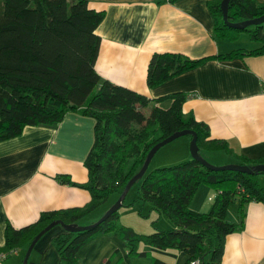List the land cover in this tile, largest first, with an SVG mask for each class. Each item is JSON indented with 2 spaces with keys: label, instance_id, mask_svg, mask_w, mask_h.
I'll use <instances>...</instances> for the list:
<instances>
[{
  "label": "trees",
  "instance_id": "16d2710c",
  "mask_svg": "<svg viewBox=\"0 0 264 264\" xmlns=\"http://www.w3.org/2000/svg\"><path fill=\"white\" fill-rule=\"evenodd\" d=\"M220 1H207L214 22L212 37L231 40L241 30L225 25ZM262 14L264 2L258 0H230L228 5L231 22ZM103 18L104 10L89 7L87 0H0V141L20 135L26 126L56 124L70 112L94 121L93 143L83 160L87 180L78 183L68 175H57L62 182L87 189L89 200L81 206L41 211L35 221L22 227L6 221L0 252L7 256L13 251L25 253L34 236L51 222L84 225L82 221L110 194L119 196L151 147L174 131L194 130L201 155L202 151L223 152L236 159V164L264 163V159L235 153L224 139L211 138L205 123L183 111L184 92L151 99L100 77L94 65L100 44L95 29ZM243 31L261 45L195 59L175 52H154L147 65V86H158L210 59L264 55V23ZM165 100L167 108L161 105ZM146 108H150L147 113ZM259 174L212 171L192 158L146 170L137 181L138 199L164 214L174 228L139 233L118 223L117 210L92 228L63 230L54 237L60 264H78L80 248L105 234L118 236L130 256L175 250L187 255L185 264L196 259L199 264H222L225 237L243 229L245 205L251 201L264 204ZM201 184L216 191L205 212L190 208ZM231 203L236 205L238 222L226 218ZM132 205L123 200L121 206ZM152 261L165 264L155 256Z\"/></svg>",
  "mask_w": 264,
  "mask_h": 264
},
{
  "label": "crops",
  "instance_id": "0c3cea01",
  "mask_svg": "<svg viewBox=\"0 0 264 264\" xmlns=\"http://www.w3.org/2000/svg\"><path fill=\"white\" fill-rule=\"evenodd\" d=\"M207 1L87 0L89 7L104 10L95 29L100 37L95 69L103 79L151 99L184 92L183 111L205 123L211 138L226 140L235 153L249 159H264V55L210 59L158 86H147V65L154 52L195 59L232 50L225 39L212 37ZM93 124L90 117L70 112L56 124L26 126L20 135L0 141V246L6 221L22 227L41 211L81 206L89 200L87 189L62 182L57 175L78 183L87 180L83 160L93 143ZM196 193L190 208L208 211L216 191L201 184ZM105 211L91 218L92 213L82 224ZM245 211L243 229L225 237L222 264H264V204L248 202ZM226 218L238 222L237 208L228 206ZM62 232L59 225L46 232L34 245L28 264H60L52 240ZM23 256L13 252L0 264H22ZM77 256L78 264H154V256L165 264H185L188 258L175 250L130 256L115 234L94 238Z\"/></svg>",
  "mask_w": 264,
  "mask_h": 264
},
{
  "label": "rangeland",
  "instance_id": "374dc122",
  "mask_svg": "<svg viewBox=\"0 0 264 264\" xmlns=\"http://www.w3.org/2000/svg\"><path fill=\"white\" fill-rule=\"evenodd\" d=\"M259 1H264V0H259ZM224 41L226 44L231 46V49L233 48L252 49L261 45L260 42L252 40L248 32L243 30L239 31L234 39L231 40L225 39ZM162 106L164 108H167L169 106V103L164 102L162 103ZM148 111L145 109V113H147ZM189 141H190V136L183 135L162 146L152 157L147 170L150 171L158 167L171 166L189 160L191 158V155L189 157H186L185 155V154H190L189 146H188ZM202 156L209 163L215 166H223L237 162L236 159L222 152L202 151ZM258 183L260 186L264 188L263 173L258 175ZM139 184H140L139 182L135 183L130 188L124 199L126 203L133 202V205L130 207L121 206L118 209V223L126 224L137 230L136 232L144 233V234L151 233L155 230H167L174 228V224L164 214L154 210L149 202H143L142 200L138 199ZM208 187L210 188L211 192L215 191L213 187L211 186ZM117 198L118 197L116 193L110 194L108 200L93 212L91 218H93L95 215L101 212L104 208L108 206L110 207L116 201ZM206 202L209 203L207 200ZM235 207L236 206L234 203H231L229 205V208H235ZM201 212H205V211H201ZM98 219H96L95 221H97Z\"/></svg>",
  "mask_w": 264,
  "mask_h": 264
},
{
  "label": "water",
  "instance_id": "95a60500",
  "mask_svg": "<svg viewBox=\"0 0 264 264\" xmlns=\"http://www.w3.org/2000/svg\"><path fill=\"white\" fill-rule=\"evenodd\" d=\"M230 0H221L220 1V9L222 13V19L225 25L228 27L234 28V29H239L243 30L245 28H248L249 26H257L260 24L264 23V14L258 17L250 18V19H244L242 21L238 22H231L228 19V5H229ZM183 135H189L190 136V141H189V152L191 155V158L198 161L201 165L204 167L212 170V171H221V170H230V171H237L241 173H246V174H252V173H264V163L260 164H255V165H241V164H236V163H231L223 166H215L211 163H209L199 152V147L197 145V134L194 130L192 129H182L178 131H174L172 134L169 136L165 137L161 141L157 142L151 149L148 151L144 162L139 169L137 173H135L126 183L124 186L123 190L119 194L118 198L116 201L99 217V219L93 223L87 224V225H78V224H65L61 221H54L48 224L46 227H44L42 230H40L32 239L30 242L29 246L27 247L23 259H22V264H28V258L29 255L34 248V245L36 242L46 233L48 232L51 228L54 226L59 225L64 231H70V232H77L85 229L92 228L93 226L97 225L104 219H106L108 216H110L112 213L117 211L122 203L123 200L125 199L128 191L132 187L134 183L139 181L145 171L148 169V165L154 156V154L165 144L173 141L174 139L183 136Z\"/></svg>",
  "mask_w": 264,
  "mask_h": 264
},
{
  "label": "built area",
  "instance_id": "2783aa9c",
  "mask_svg": "<svg viewBox=\"0 0 264 264\" xmlns=\"http://www.w3.org/2000/svg\"><path fill=\"white\" fill-rule=\"evenodd\" d=\"M13 252H16V251H13ZM7 255H8V253H6V252H0V260L6 258ZM189 264H199V260L198 259L192 260Z\"/></svg>",
  "mask_w": 264,
  "mask_h": 264
}]
</instances>
